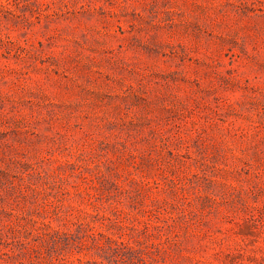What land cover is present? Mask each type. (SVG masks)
<instances>
[{"label": "rangeland", "instance_id": "rangeland-1", "mask_svg": "<svg viewBox=\"0 0 264 264\" xmlns=\"http://www.w3.org/2000/svg\"><path fill=\"white\" fill-rule=\"evenodd\" d=\"M0 264H264V0H0Z\"/></svg>", "mask_w": 264, "mask_h": 264}]
</instances>
